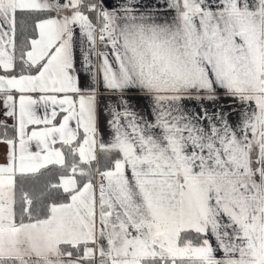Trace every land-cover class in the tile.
Here are the masks:
<instances>
[{
  "label": "snow or ice",
  "instance_id": "snow-or-ice-1",
  "mask_svg": "<svg viewBox=\"0 0 264 264\" xmlns=\"http://www.w3.org/2000/svg\"><path fill=\"white\" fill-rule=\"evenodd\" d=\"M0 264H264V0H0Z\"/></svg>",
  "mask_w": 264,
  "mask_h": 264
},
{
  "label": "crops",
  "instance_id": "crops-1",
  "mask_svg": "<svg viewBox=\"0 0 264 264\" xmlns=\"http://www.w3.org/2000/svg\"><path fill=\"white\" fill-rule=\"evenodd\" d=\"M107 3H116L117 0H106ZM145 4H155L157 0H142ZM161 16H170V13L167 9H161ZM222 103L225 105L226 110L230 107V101L228 99H224ZM106 120V117L104 118ZM107 139V136H105Z\"/></svg>",
  "mask_w": 264,
  "mask_h": 264
}]
</instances>
